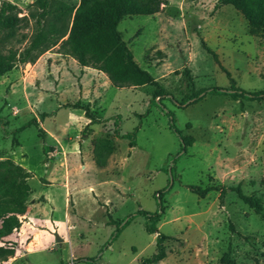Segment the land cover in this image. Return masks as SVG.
<instances>
[{
  "label": "rangeland",
  "instance_id": "374dc122",
  "mask_svg": "<svg viewBox=\"0 0 264 264\" xmlns=\"http://www.w3.org/2000/svg\"><path fill=\"white\" fill-rule=\"evenodd\" d=\"M34 1L0 0L25 18L12 38L0 33L1 48L20 52L28 45ZM216 1L167 0L160 13L119 22L137 64L164 89L154 100V86L116 89L104 73L80 67L63 53L67 35L35 62L0 76V161L21 166L31 190L23 223L5 240L17 245L18 256L2 264H139L156 249L137 211L154 213L159 200L156 227L167 240L166 258L157 264H224V255L234 264H264V217L232 191L200 198L186 188L239 186L264 209V98L226 95L230 79L243 91H264V32H251L239 12ZM75 102L88 106L91 120L71 107ZM31 119L37 127L15 132ZM171 120L181 136L193 138L184 152ZM115 123L120 136L137 129L134 147L114 136ZM95 144L104 168L94 165ZM44 216L57 228L64 222L62 232L49 226L46 234Z\"/></svg>",
  "mask_w": 264,
  "mask_h": 264
},
{
  "label": "trees",
  "instance_id": "16d2710c",
  "mask_svg": "<svg viewBox=\"0 0 264 264\" xmlns=\"http://www.w3.org/2000/svg\"><path fill=\"white\" fill-rule=\"evenodd\" d=\"M167 0H79L76 6H68L57 0H35L34 6L38 12L31 15L35 18V32L28 45L20 52L12 48L3 49L0 47V76L18 65L35 62L44 52L56 45V43L67 35L62 41L61 48L64 54H69L80 67H91L104 73L109 83L116 89L137 88L151 85L156 87L154 98L164 96V89L146 70L140 68L135 61L131 50L122 39L117 30L119 22L124 18L136 16H153L160 13ZM231 6L239 12L247 23L251 32H264V0H217L215 6ZM25 20L18 17V9L15 5L7 2L0 3V33L3 38H12L15 30ZM201 46L212 55L217 62L216 55L208 49L203 41ZM184 75L188 77L189 71L184 70ZM229 77V74L226 72ZM229 92L226 95L231 99L238 98L247 101H260L264 98V91L246 92L234 86V81L230 79ZM212 94H222L221 89L213 88ZM200 97H195L194 102L200 101ZM73 109L82 110L84 117L91 120V115L87 105L75 102L71 105ZM171 114H169L170 116ZM49 115L42 114V118ZM34 126L37 127L36 119L23 124L15 132ZM114 136L118 137L119 132L115 123ZM170 129L179 138L181 151L193 143L191 136H181L170 123ZM121 135V138L129 139V147L135 146V132ZM42 134L44 132L39 130ZM14 142V139H13ZM106 155L112 152V145L107 142L103 145ZM97 145L94 146V163L98 168L106 166V159H99L96 153ZM0 166L4 167V172L0 173V264L6 262L14 256L17 245L6 240L12 232L20 228L19 216L26 212V202L31 194L30 187L26 180L28 173L19 165L14 164L10 159L0 161ZM46 183V181H42ZM191 193L200 198L212 190L219 191V197L226 194L227 190L236 194L244 204L254 210L260 217H264V209L259 198L244 195L239 186L234 188H205L187 186ZM159 200V199H158ZM163 213L160 205L159 210L154 213L137 211L138 215L144 217V230L147 234L156 235L155 253L148 258L142 259L139 264H157L166 258L164 242L167 237L158 232L157 223ZM224 264H234L227 255L222 257Z\"/></svg>",
  "mask_w": 264,
  "mask_h": 264
},
{
  "label": "crops",
  "instance_id": "0c3cea01",
  "mask_svg": "<svg viewBox=\"0 0 264 264\" xmlns=\"http://www.w3.org/2000/svg\"><path fill=\"white\" fill-rule=\"evenodd\" d=\"M73 161H74V163H76L75 159H73ZM93 162H94V161H93ZM94 165H95V163H94ZM95 166H96V165H95ZM85 167H86L85 165H84V167H83L84 169L81 167L82 169L79 170V173H80V174H86ZM77 168H78V166H77ZM97 168H98V167H97ZM50 181H51V180H46V182H47V184H48L49 186H51V185L53 184V183L51 184ZM75 185H76V182L73 180V189H75V192H76V187H75ZM88 185H92V184H90V183H86V186H84V187H86V189H87V186H88ZM45 198H46V197H45ZM53 210H55L54 207H53ZM53 212H54V211H53ZM66 213H67V212H65V213L63 214V217H64V215H65ZM48 215H49V213H48ZM45 219H48V217H45V216H44V219H43L44 222H45ZM64 220H65L66 222H68L69 225H71V224H70V221H72L73 219H70V217H68V213H67V218L65 219V217H64ZM48 221H49V225H47V224L45 225V223H44V226H45V228H46V230H45L44 232H45L46 234H48V231H47L48 229H47V227H49V226H54V228H55V230H56L55 232H57L58 234L62 232L63 227H64V222L61 221V222L63 223L62 227H61V228H57V227H56V219L53 218V219L51 220V218H50V220L48 219ZM20 222H21V224L23 223L22 221H20ZM71 226L74 227V225H71ZM34 230H35V228H34ZM69 230H70V229H69ZM69 230H68V231H69ZM37 231H41V230H38V229H37ZM55 232L50 233V234H54ZM153 235H155V234H153ZM8 238H10V236H8L7 239H8ZM155 238H156V235H155ZM32 239H35V237L33 236ZM36 241H37V240H36ZM58 241H59V239H58ZM30 244H31V245H34V243H32V242H28L27 246L30 245ZM35 244H36V243H35ZM20 247H21V248L23 247L24 250H26V254H27V255L29 254L30 249H28V247H26V244H25V246H24V245H20ZM33 247H34V246H33ZM18 251H19V250L16 249V250H15V253H14V256H13L12 258H9V260L15 259V258L18 256ZM78 257H79V256H78ZM72 258H73V260H74V259L76 258L75 255H73ZM80 258H84V257H80ZM160 262H161V261H160ZM158 263H159V262H158ZM71 264H74V262L71 263Z\"/></svg>",
  "mask_w": 264,
  "mask_h": 264
}]
</instances>
